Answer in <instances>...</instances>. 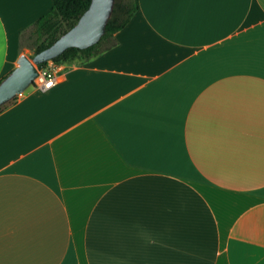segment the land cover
I'll list each match as a JSON object with an SVG mask.
<instances>
[{"label": "crops", "instance_id": "obj_1", "mask_svg": "<svg viewBox=\"0 0 264 264\" xmlns=\"http://www.w3.org/2000/svg\"><path fill=\"white\" fill-rule=\"evenodd\" d=\"M138 4L0 111V264H264V0ZM52 5L0 0V81Z\"/></svg>", "mask_w": 264, "mask_h": 264}, {"label": "water", "instance_id": "obj_2", "mask_svg": "<svg viewBox=\"0 0 264 264\" xmlns=\"http://www.w3.org/2000/svg\"><path fill=\"white\" fill-rule=\"evenodd\" d=\"M113 0H91L77 23L51 46L37 53L33 59L19 56L17 66L0 81V107L21 95L32 86L38 75L37 66L60 55L71 47L85 49L101 38L110 16Z\"/></svg>", "mask_w": 264, "mask_h": 264}, {"label": "trees", "instance_id": "obj_3", "mask_svg": "<svg viewBox=\"0 0 264 264\" xmlns=\"http://www.w3.org/2000/svg\"><path fill=\"white\" fill-rule=\"evenodd\" d=\"M53 5L48 13L39 18L36 26L45 34L44 40L36 48L35 54L51 46L60 36L71 29L87 10L91 0H52ZM138 0H113L110 16L106 21L104 32L99 41L85 49L71 47L49 61L43 62L37 68L45 66L48 62L56 65H79L97 55L101 50L97 46L101 39L112 37L123 29L138 10ZM17 97L8 102H13ZM7 104L0 107V111Z\"/></svg>", "mask_w": 264, "mask_h": 264}, {"label": "rangeland", "instance_id": "obj_4", "mask_svg": "<svg viewBox=\"0 0 264 264\" xmlns=\"http://www.w3.org/2000/svg\"><path fill=\"white\" fill-rule=\"evenodd\" d=\"M44 37H45V34L39 29L38 26H34L30 28L22 36V54H25L30 59H33L36 56L35 50L44 40ZM110 43H111V40L108 38L101 39L97 46V49L102 50L104 47L108 46Z\"/></svg>", "mask_w": 264, "mask_h": 264}, {"label": "built area", "instance_id": "obj_5", "mask_svg": "<svg viewBox=\"0 0 264 264\" xmlns=\"http://www.w3.org/2000/svg\"><path fill=\"white\" fill-rule=\"evenodd\" d=\"M38 75L33 80L32 87L39 90H47L58 82L57 72L59 65L48 62L45 66L38 69Z\"/></svg>", "mask_w": 264, "mask_h": 264}]
</instances>
